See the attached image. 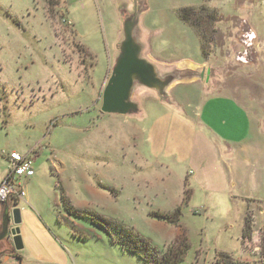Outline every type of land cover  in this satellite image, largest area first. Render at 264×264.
<instances>
[{"label": "rangeland", "instance_id": "374dc122", "mask_svg": "<svg viewBox=\"0 0 264 264\" xmlns=\"http://www.w3.org/2000/svg\"><path fill=\"white\" fill-rule=\"evenodd\" d=\"M202 2L59 0L49 16L45 0H0V183L10 151L34 158V174L21 180L25 195L16 206L21 264H146L105 229L66 214L59 187L75 206L133 228L159 248L186 237L178 264H212L218 251L264 264V0L208 3L221 15L206 36L213 89L228 85L246 113L241 119L238 107L237 119L227 115L228 126L215 128L228 134V151L211 131L198 126V133L195 84L178 87L189 108L179 100L157 101L165 95L136 85L137 112L100 110L122 23L132 12L151 35L152 52L170 65L160 75L196 76L177 71L185 63H170L200 58L195 31L175 9ZM178 205L179 226L149 215ZM247 205L253 234L242 244ZM12 256L1 254L0 264H16Z\"/></svg>", "mask_w": 264, "mask_h": 264}, {"label": "trees", "instance_id": "16d2710c", "mask_svg": "<svg viewBox=\"0 0 264 264\" xmlns=\"http://www.w3.org/2000/svg\"><path fill=\"white\" fill-rule=\"evenodd\" d=\"M211 0H203L202 4L198 6H182L175 9L177 18L188 24L195 31L196 37L199 42V48L201 56L204 60L209 58V52L207 50V43L210 42L206 38L208 32L213 33V25L221 20V15L216 11V8L210 7L209 2ZM46 11L49 16L52 15L54 9L59 5V0H45ZM207 28V30L202 29ZM85 53L89 52L85 49ZM91 54V53H90ZM189 192V191H188ZM186 193V199L189 198V193ZM19 200L13 201V205L17 206ZM59 201L64 208L66 214L73 215L75 217H84L88 219L92 224L105 229L112 242L118 244L123 251L135 254L138 258L144 261L146 264H178L183 261L187 248L188 241L186 237L182 240L170 242L163 245L162 248L157 247L149 238L141 235L133 228L126 227L118 221L107 218L99 213H96L89 208H80L75 206L69 199L66 192L62 187H59ZM149 215L156 219L164 220L179 226V222L182 216L181 206H177L171 212L151 210ZM60 220V219H58ZM61 221V220H60ZM76 230H74L75 232ZM79 237H87L86 234L75 232ZM253 234V220L252 211L249 205L246 207V211L243 218V225L241 230V243L248 241L252 238ZM262 237H264V228L261 229ZM14 258L17 263L21 262L20 249H14ZM262 262V261H261ZM245 261L236 259L226 251L216 252L212 264H245Z\"/></svg>", "mask_w": 264, "mask_h": 264}, {"label": "water", "instance_id": "95a60500", "mask_svg": "<svg viewBox=\"0 0 264 264\" xmlns=\"http://www.w3.org/2000/svg\"><path fill=\"white\" fill-rule=\"evenodd\" d=\"M137 24L138 16L135 12L130 13L123 20V38L118 45L119 52L115 58L111 74L102 92L100 106L102 113H135L139 110L138 104L132 100L133 90L136 85H142L148 89H154L157 91L158 95L162 96L165 95L167 87L175 79L173 74L165 76L159 75L154 64L141 55L142 45L136 37ZM12 194L13 193L9 192L6 195L4 202H0V217L3 208L0 241L7 236L8 226L12 223L15 227L9 231L13 236L12 241L14 248L19 250L23 247L21 238L18 235L17 227L21 221V215L19 209L15 205L10 206L12 204ZM0 246L8 248L5 249V252L3 253L14 254L12 248L7 242L4 244L2 243ZM1 254L2 253H0V257Z\"/></svg>", "mask_w": 264, "mask_h": 264}, {"label": "crops", "instance_id": "0c3cea01", "mask_svg": "<svg viewBox=\"0 0 264 264\" xmlns=\"http://www.w3.org/2000/svg\"><path fill=\"white\" fill-rule=\"evenodd\" d=\"M212 1V0H211ZM210 1V2H211ZM209 2V3H210ZM139 23V21H138ZM136 37L138 41L142 45V52L145 50V46H147V53L146 58L148 61H150L154 66L156 67V70L158 71L159 75L161 73V70L165 69V65H168L163 59H161L158 56V53L154 54L152 51V45H151V35L146 33L144 30L136 27ZM198 40V39H197ZM199 44V42H198ZM145 45V46H144ZM200 51V48H199ZM185 63L186 67L183 68H177V71H187L193 70L194 71V78L190 79H182L179 78V75L175 76V79L171 82V84L167 87L165 92V97L163 99L157 100L164 104L177 102V100L182 102V106L184 105L185 108H189V106L186 104L188 103L186 100V97L180 94L179 91L181 89H178L180 84L183 83H191L195 84V86L198 89V96L200 103L198 105V108L192 113L195 120H198L196 122V128L199 126L204 128L206 131H211L212 135L218 141V139H221L224 142V145H221L222 147H227L226 141H228V134H222L221 132H218L215 128H224L225 126H228L226 120L224 118L229 115L230 117H233L234 120L237 119V108L239 107L243 112L241 113V119H245L246 113L243 106H239V104L233 99L231 96L232 90L228 91V85L221 86V92L214 91L213 85H215V81L213 80V76L211 75V72L209 70V65L206 60H204L201 56L200 52V58L198 59H191V58H182L175 62H172L170 64H173L174 66L179 63ZM218 85V84H217ZM231 87V86H230ZM214 91V92H212ZM155 101V100H154ZM181 102H179L181 104ZM182 111L185 113V110L182 109ZM239 115V114H238ZM213 122L214 127L212 128L211 123ZM211 125V126H210ZM198 130V128H197ZM196 130V131H197ZM198 133L202 135L203 133L198 130ZM197 133V134H198ZM225 148V149H226ZM228 151V149H226ZM201 155L203 153H200ZM8 160V158H7ZM9 161V160H8ZM59 162V161H58ZM9 163V162H8ZM187 178V177H186ZM187 180V179H186ZM22 257V255H21ZM22 261V258H21ZM18 264V263H16ZM21 264V262H20Z\"/></svg>", "mask_w": 264, "mask_h": 264}, {"label": "built area", "instance_id": "2783aa9c", "mask_svg": "<svg viewBox=\"0 0 264 264\" xmlns=\"http://www.w3.org/2000/svg\"><path fill=\"white\" fill-rule=\"evenodd\" d=\"M250 39L251 40L255 39V36L252 34L250 36ZM238 59L243 61L241 58ZM7 158L9 160V168L6 172V175L4 176V178L0 183V202H4L6 195L9 192H11L13 193L11 195V200L13 203V201L19 200L25 195L21 180L22 179L26 180L34 174V169H33L34 158L31 155L21 154L17 151H10V153L7 155ZM12 177H13V184H12ZM12 260L17 263V260L13 256H12Z\"/></svg>", "mask_w": 264, "mask_h": 264}, {"label": "flooded vegetation", "instance_id": "af4514ba", "mask_svg": "<svg viewBox=\"0 0 264 264\" xmlns=\"http://www.w3.org/2000/svg\"><path fill=\"white\" fill-rule=\"evenodd\" d=\"M2 214H3V208H2ZM2 214H1V217H0V229L2 228ZM10 227H12V224H10L8 226V233H7V236L5 238H3L1 241H0V245L5 242L8 243V245L12 248V250L14 251L13 247H14V244H13V241L10 239V233H9V230H10ZM5 249H8V248H5L3 246H0V253L3 254V252H5L4 250Z\"/></svg>", "mask_w": 264, "mask_h": 264}, {"label": "bare ground", "instance_id": "6f19581e", "mask_svg": "<svg viewBox=\"0 0 264 264\" xmlns=\"http://www.w3.org/2000/svg\"><path fill=\"white\" fill-rule=\"evenodd\" d=\"M137 94H135L134 96H136Z\"/></svg>", "mask_w": 264, "mask_h": 264}]
</instances>
